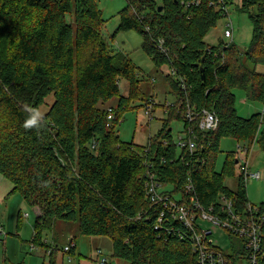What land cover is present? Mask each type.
I'll use <instances>...</instances> for the list:
<instances>
[{
    "label": "trees",
    "instance_id": "obj_1",
    "mask_svg": "<svg viewBox=\"0 0 264 264\" xmlns=\"http://www.w3.org/2000/svg\"><path fill=\"white\" fill-rule=\"evenodd\" d=\"M180 1L125 0L119 12L113 37L140 34L143 52L157 68L169 69L165 79L174 96L172 106L164 105L162 128L139 146L122 142L115 128L122 112L140 99L141 78L127 55L110 52L96 0H0V175L12 184L9 194L40 210L33 242L47 248L43 230L57 221H77L82 235L109 238L113 257L129 264H198L187 229L170 218L156 224L161 206L150 203L144 190L150 165L174 194L183 192L189 173L206 210L216 211L221 196L239 211L246 208L242 178L235 193L224 186L234 175L236 154H227L220 171L216 167L223 138L250 149L257 145L264 153V113L238 116L233 92L264 104V73L256 70L264 66V0H241L238 8L252 26L245 51L234 43L204 41L222 18L210 0L187 10ZM123 79L126 95L120 91ZM49 96V110L38 115ZM114 98L116 107L106 108ZM187 104L196 112H214L217 129L202 132L197 119L189 124ZM172 120L182 123L181 132L193 131L194 153L177 149L168 131ZM259 210L264 213V202Z\"/></svg>",
    "mask_w": 264,
    "mask_h": 264
},
{
    "label": "rangeland",
    "instance_id": "obj_2",
    "mask_svg": "<svg viewBox=\"0 0 264 264\" xmlns=\"http://www.w3.org/2000/svg\"><path fill=\"white\" fill-rule=\"evenodd\" d=\"M240 3L241 0H233L232 4L227 5L229 16L222 17L216 27L209 31L204 39L207 44L215 46L219 42L234 43L241 51L247 49L252 36V26L247 14L238 9ZM96 4L104 20L101 35L110 52H121L127 55L137 67L138 75L141 78L139 83L140 99L131 103L132 109L122 112L115 130L122 142L145 146L148 139L162 128L164 120L167 118L164 105L174 102V96L165 79L170 71L167 67L163 66L159 69L153 64L141 49L142 37L137 32L123 31L113 37L119 24V12L126 5L125 0H96ZM228 22H231L234 28L232 39L224 38V30ZM249 68H251L250 64ZM256 70L264 73V66L259 65ZM127 90V83L123 79L120 81L121 95H126ZM233 92L236 96L235 107L238 116L247 118L254 113H264L262 103L247 99L245 93L239 89H235ZM148 100L154 102L150 116L145 112V102ZM52 102L53 97L49 96L37 114L46 113ZM117 102L118 99L114 98L104 106L106 108L116 107ZM181 127L180 121L172 120L170 122L173 140L179 136ZM229 153L236 154L238 164L234 168V175L224 179V186L230 192L235 193L242 175L239 163L244 160L245 155L238 150L235 140L223 138L219 145L216 171L222 169L225 157ZM249 163L253 171L261 174V179H251L246 183L247 198L250 205L259 208L264 202V153L259 150L257 145L251 147ZM11 189L12 184L0 175V264H98V250L101 252L100 259L103 257L110 264H129L113 257L112 242L109 238L82 235L77 221H57L53 228L40 233L42 243L47 242L52 245V238H55L58 243L52 254L48 255L44 245L33 242L35 209L28 205L18 193L9 194ZM25 214H28V218L25 217ZM204 226L212 230L210 237L223 252L229 253L233 244L237 243V240L229 237L225 230L212 227L208 223H204ZM70 240L76 245L75 252L65 254L62 249L70 243ZM32 245H34V249ZM69 258L71 261L68 260ZM233 263L247 264V260L243 256L240 258L238 256Z\"/></svg>",
    "mask_w": 264,
    "mask_h": 264
},
{
    "label": "built area",
    "instance_id": "obj_3",
    "mask_svg": "<svg viewBox=\"0 0 264 264\" xmlns=\"http://www.w3.org/2000/svg\"><path fill=\"white\" fill-rule=\"evenodd\" d=\"M199 4L200 0L180 1V5L184 10L197 7ZM210 6L221 10L222 17L229 16L226 0H210ZM233 31L234 28L231 22H228L224 30V38L232 39ZM156 46L162 53L167 51L162 39H158ZM171 74L178 79L180 87L185 91L187 85L184 80L177 77L175 70H172ZM172 105L173 103L165 106ZM145 106V112L150 116L154 102L148 100ZM108 111L110 112L108 119L113 120L112 110L109 108ZM185 118L189 124H193L197 119L198 129L205 133L215 131L219 124V119L214 112L207 109H201L196 112L195 107L190 106V104H187ZM174 143L178 150H184L189 153H194L196 150L195 135L191 129L186 132H180ZM238 150L245 155L244 160L239 163L242 171L241 178L245 185L251 179L260 180L261 174L253 171L249 163L251 149L238 145ZM161 162L164 163L165 161L162 160ZM151 167L153 169V165L147 167L144 190L145 196L150 203L161 206L156 224L161 225L163 218H170L171 221L180 223L187 229L190 233L193 252L196 255L198 264H234L231 258H237L238 256L239 258L240 256L245 257L247 264H262V261H264V213H261L259 208H255L248 203L244 210L239 211L235 208L232 199L221 196L216 211L213 207L206 210L194 196V187L188 176L189 173L186 176L183 192L174 194L173 186L160 183L152 172ZM25 217H28V214H25ZM204 223L225 230L229 237L237 240V243L233 244L229 253H225L218 248L216 242L210 237L212 230L205 227ZM45 244L48 245L47 254L51 255L57 246L54 243L50 245L45 242ZM75 247V243L70 240V243L62 249V252L71 254V252H74ZM32 248H35L34 245H32ZM100 256L101 252L98 250V264H110L107 259L103 257L100 259ZM68 260L71 261V258Z\"/></svg>",
    "mask_w": 264,
    "mask_h": 264
},
{
    "label": "crops",
    "instance_id": "obj_4",
    "mask_svg": "<svg viewBox=\"0 0 264 264\" xmlns=\"http://www.w3.org/2000/svg\"><path fill=\"white\" fill-rule=\"evenodd\" d=\"M34 209H35V213H36V218L40 215V210H39V208L38 207H33ZM28 218V217H27ZM53 239V243H55L56 244V246L58 245V243H57V241H56V239L55 238H52ZM75 252V251H74ZM73 252V253H74Z\"/></svg>",
    "mask_w": 264,
    "mask_h": 264
},
{
    "label": "water",
    "instance_id": "obj_5",
    "mask_svg": "<svg viewBox=\"0 0 264 264\" xmlns=\"http://www.w3.org/2000/svg\"><path fill=\"white\" fill-rule=\"evenodd\" d=\"M161 10H162L161 7H158V12H161ZM203 78H204V77L202 76V79H203ZM168 131H171V129L169 128ZM236 163H237V162H236Z\"/></svg>",
    "mask_w": 264,
    "mask_h": 264
},
{
    "label": "clouds",
    "instance_id": "obj_6",
    "mask_svg": "<svg viewBox=\"0 0 264 264\" xmlns=\"http://www.w3.org/2000/svg\"><path fill=\"white\" fill-rule=\"evenodd\" d=\"M30 125L32 124V122H28Z\"/></svg>",
    "mask_w": 264,
    "mask_h": 264
}]
</instances>
